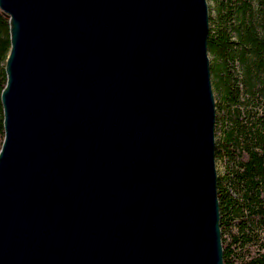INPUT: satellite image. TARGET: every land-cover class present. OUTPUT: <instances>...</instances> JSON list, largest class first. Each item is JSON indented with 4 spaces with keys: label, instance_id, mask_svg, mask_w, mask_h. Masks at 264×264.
<instances>
[{
    "label": "water",
    "instance_id": "water-1",
    "mask_svg": "<svg viewBox=\"0 0 264 264\" xmlns=\"http://www.w3.org/2000/svg\"><path fill=\"white\" fill-rule=\"evenodd\" d=\"M0 11V264H223L207 1Z\"/></svg>",
    "mask_w": 264,
    "mask_h": 264
},
{
    "label": "trees",
    "instance_id": "trees-1",
    "mask_svg": "<svg viewBox=\"0 0 264 264\" xmlns=\"http://www.w3.org/2000/svg\"><path fill=\"white\" fill-rule=\"evenodd\" d=\"M207 51L223 264H264V0H211ZM9 25L0 11V95ZM3 112L0 103V148Z\"/></svg>",
    "mask_w": 264,
    "mask_h": 264
},
{
    "label": "rangeland",
    "instance_id": "rangeland-1",
    "mask_svg": "<svg viewBox=\"0 0 264 264\" xmlns=\"http://www.w3.org/2000/svg\"><path fill=\"white\" fill-rule=\"evenodd\" d=\"M207 1V4H208V9H209V15H211L212 14V10H211V8H212V3H211V0H206ZM217 128H216V126H215V143H216V138H217ZM215 163H216V169H217V174H218V176H219V174H220V172H221V166H220V164H218L216 161H215Z\"/></svg>",
    "mask_w": 264,
    "mask_h": 264
}]
</instances>
